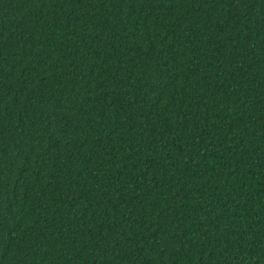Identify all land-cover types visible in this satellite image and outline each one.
I'll use <instances>...</instances> for the list:
<instances>
[{
    "label": "trees",
    "instance_id": "obj_1",
    "mask_svg": "<svg viewBox=\"0 0 264 264\" xmlns=\"http://www.w3.org/2000/svg\"><path fill=\"white\" fill-rule=\"evenodd\" d=\"M0 264H264V0H0Z\"/></svg>",
    "mask_w": 264,
    "mask_h": 264
}]
</instances>
